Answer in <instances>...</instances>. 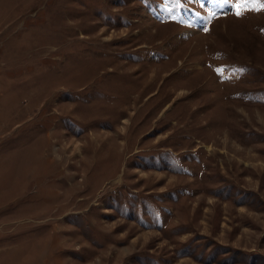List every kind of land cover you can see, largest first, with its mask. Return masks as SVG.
<instances>
[{"label": "rangeland", "instance_id": "1", "mask_svg": "<svg viewBox=\"0 0 264 264\" xmlns=\"http://www.w3.org/2000/svg\"><path fill=\"white\" fill-rule=\"evenodd\" d=\"M0 264H264V0H0Z\"/></svg>", "mask_w": 264, "mask_h": 264}, {"label": "snow or ice", "instance_id": "2", "mask_svg": "<svg viewBox=\"0 0 264 264\" xmlns=\"http://www.w3.org/2000/svg\"><path fill=\"white\" fill-rule=\"evenodd\" d=\"M254 2H260V0H254ZM237 15H240V13L237 12Z\"/></svg>", "mask_w": 264, "mask_h": 264}]
</instances>
